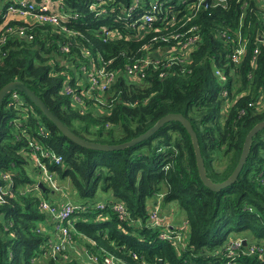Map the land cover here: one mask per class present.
<instances>
[{
	"label": "trees",
	"instance_id": "obj_1",
	"mask_svg": "<svg viewBox=\"0 0 264 264\" xmlns=\"http://www.w3.org/2000/svg\"><path fill=\"white\" fill-rule=\"evenodd\" d=\"M4 1L0 0V5ZM59 1L67 6L68 13L72 9L82 15L66 23L80 35L63 51L67 38L51 25L36 24L32 38L7 32L6 41H0V89L15 80L25 83L77 134L108 144L128 141L161 117L181 113L197 131L209 178L216 183L229 178L247 134L264 120V105L250 106L260 98L264 103V42L260 41L264 39V0H246L248 6L231 0L228 8L200 10L189 22L204 34L202 45L193 54L191 72L182 73L176 66L160 68L150 71L140 83L122 76L105 91L91 90L81 67L89 66L102 54L107 61L112 60L109 69L124 70L131 57L145 54L142 47L156 32L140 41L108 40L99 26L115 27L118 23L112 19L96 21L88 8L89 0ZM243 10L246 16L242 23ZM10 24L19 27L24 22ZM239 31L249 45L244 62L236 65L228 54ZM3 35L0 32V39ZM258 45L260 53L253 66ZM84 47L89 56L83 54ZM216 69L228 75L227 82L218 78ZM162 70L174 73L162 77ZM69 81L74 92L67 94L64 86ZM14 91L26 103L8 106ZM74 94L81 103L74 100ZM227 102L232 105L222 119ZM28 138L64 157L61 163L47 161V166L61 184L69 182L70 190L55 196L43 183L45 189L38 188L55 203L67 200L79 206L72 230L75 248L98 255L99 264H105L108 254L125 262L121 264H232L224 254L229 238L247 237L264 243V128L253 136L238 178L223 189L213 190L200 176L192 138L181 122H168L149 138L124 149H91L65 136L22 91L12 89L0 110V188L8 184L1 172L11 171L13 175L12 185L1 193V264H37L33 262L36 258L40 264H87L82 253L81 258L71 256L67 260L40 258L47 236L36 228L45 214L39 209L38 196L23 192H28L29 183H36L30 174L36 170H30L33 158L26 154ZM223 157L225 168L215 169V161ZM119 201L127 207L124 219L114 208ZM157 202L166 212L174 214L180 209L181 214L174 218L181 227L178 245L162 238L160 229L150 224L149 210ZM235 264L263 263L242 255Z\"/></svg>",
	"mask_w": 264,
	"mask_h": 264
},
{
	"label": "built area",
	"instance_id": "obj_2",
	"mask_svg": "<svg viewBox=\"0 0 264 264\" xmlns=\"http://www.w3.org/2000/svg\"><path fill=\"white\" fill-rule=\"evenodd\" d=\"M126 1L89 0L88 8L90 7L95 13L94 19L96 21L112 19L118 23L115 27L108 24L99 26V31L104 33L106 39L125 38L140 41L150 36V34L156 33L143 45L142 49L145 54L140 58L131 57L124 70L109 69L112 60L107 61L102 54L99 58L92 60L89 66L83 65L81 68L90 82L91 90L105 91L122 76L129 81L140 83L148 77L150 71H158L160 68L171 70L173 66H176L182 73L191 72V65L194 61L193 54L202 45L204 34H202L198 25H189V22L200 10L209 11L215 7L228 8L231 0H179L177 3H172L174 0H129V4H126ZM237 1H243L245 6H248L246 0ZM181 4L184 8L181 7ZM263 5L262 3L261 6ZM69 10H71V13L67 12V6L59 0H5L0 5V32L4 33L0 41L5 42L7 32L12 34L11 31L17 32L15 34L18 37L32 38L34 35L31 31L36 24H48L56 32L65 34L67 40L61 49L63 51L68 50L74 38L80 34L68 27L66 23L70 22L71 19L82 16L75 10ZM184 10L185 14L181 15ZM245 16L246 10H243L242 23ZM17 20L19 22L23 21L24 24L19 27L10 24L11 21ZM121 25L126 32L123 31ZM173 26L177 27L170 30V27ZM260 41L264 42V39L261 37ZM248 45L249 41L239 31L238 40L228 54V59L236 65H241L248 54ZM259 53L260 46L258 45L252 57L253 66L257 65V55ZM83 54L85 56L90 55L87 47H84ZM171 73L162 70L160 75L167 77ZM215 73L222 82L228 81V75L221 69H216ZM64 92L67 94L74 92L70 81L65 83ZM223 94L228 96V91H224ZM11 98L8 102L10 107H13V105L18 107L19 104L26 103L17 91L12 93ZM73 98L76 102L81 103L78 94H74ZM231 105L232 102H227L224 109L229 108ZM263 105L262 98L250 103V106L258 108ZM22 109L28 110L25 107ZM24 135L27 136V133L24 132ZM39 148L42 150L41 152L38 150ZM26 154L33 158L31 160L32 166L36 169L34 173L40 175V179L34 176L35 184L29 183L27 185L28 192L23 191L38 196L39 209L45 214V220L40 221L36 228L38 233L47 236L44 249L40 252V258L42 260L43 258L58 256L60 259L67 260L72 256V250L77 247L73 241L72 230L75 228V214L76 210H79V206L67 200H61L59 204L55 203L54 200H49L42 195L38 188L43 183L53 192L52 195L61 196L65 194L64 186L59 182L58 177L48 171L47 166V161L61 163L64 157L54 151L43 149L35 139H29V151ZM30 170H33V168H30ZM1 175L4 180L8 181V184L0 188V202L1 193H5L7 187L12 185L13 179L11 171H2ZM10 193L13 195L12 192ZM99 206L103 207L102 204ZM114 208L120 214L121 219L126 217L127 207L124 202H117ZM149 220L152 227L160 229L162 238L172 240L174 244L178 245L177 242L181 239V227L175 223L171 214L162 209L160 202L151 206ZM85 250L84 259L87 264L100 263L98 255L90 254ZM224 254L229 259V263L232 262V264H235L242 255L259 259L264 264V243L248 240L247 237L231 238L224 248ZM104 261L105 264L125 263L115 254L105 255Z\"/></svg>",
	"mask_w": 264,
	"mask_h": 264
},
{
	"label": "water",
	"instance_id": "obj_3",
	"mask_svg": "<svg viewBox=\"0 0 264 264\" xmlns=\"http://www.w3.org/2000/svg\"><path fill=\"white\" fill-rule=\"evenodd\" d=\"M12 89H18L22 91L31 101H33L42 110V112L59 128V130L65 136H67L69 139H71L75 143L83 147L91 148V149L106 150V151L124 149V148L133 146L149 138L150 136L155 134L157 131H159L168 122H171V121L181 122L186 127L187 131L189 132L192 138V143H193V147L196 153V160H197V165H198L200 176L203 182L213 190L223 189L229 186L230 184H232L238 178L242 169L244 168V165L247 162L253 136L258 131L264 128V120H263L259 122L258 124H256L249 131V133L246 136L245 142H244V147H243L239 162L237 166L235 167L233 173L226 180L216 183L213 180H211V178H209V176L206 173L204 159H203L197 131L195 130L192 122L181 113H169L161 117L147 131H145L139 136L134 137L128 141L118 143V144H108V143L91 141L77 134L45 103V101L33 89H31L28 85L18 80L11 81L0 89V110H1L4 98ZM40 186L45 189L43 184H40ZM0 264H1V241H0Z\"/></svg>",
	"mask_w": 264,
	"mask_h": 264
},
{
	"label": "rangeland",
	"instance_id": "obj_4",
	"mask_svg": "<svg viewBox=\"0 0 264 264\" xmlns=\"http://www.w3.org/2000/svg\"><path fill=\"white\" fill-rule=\"evenodd\" d=\"M236 86L237 87H239L240 85L237 83L236 84ZM237 91V90H236ZM236 91H234L233 93H236ZM78 108V107H77ZM228 110H229V108H225L224 109V111H223V115H222V119H224L225 117H226V115L228 114ZM81 111H83V112H85L86 110H82L81 109ZM225 153H226V151H225ZM224 160V161H223ZM223 160H216L215 161V163H214V166H215V169H217V170H223V168H225V166H226V163H225V158L223 157ZM30 168H34L33 166H30ZM30 174L31 175H34L35 177H37L38 179H40V175L39 174H35L34 173V171H31L30 172ZM60 182V181H59ZM61 183V182H60ZM65 183V184H64ZM64 183H62L63 184V186H64V190H66L67 188L70 190V184H69V182H64ZM47 195H50V194H47ZM179 214H181V212H180V209H178L177 210V215H179ZM253 237H251L250 239H252ZM231 238H229V240H230ZM80 247V246H79ZM86 248V247H85ZM77 250V251H76ZM73 252L71 253V255L73 256V257H78V258H81V253H82V258H83V263H84V252H83V250L81 249V248H74L73 250H72ZM44 259V258H43ZM34 263H37V264H40V262L41 261H38V260H34L33 261Z\"/></svg>",
	"mask_w": 264,
	"mask_h": 264
},
{
	"label": "crops",
	"instance_id": "obj_5",
	"mask_svg": "<svg viewBox=\"0 0 264 264\" xmlns=\"http://www.w3.org/2000/svg\"><path fill=\"white\" fill-rule=\"evenodd\" d=\"M169 211H170V210H169ZM168 214H171L172 217H173V218H176V219H177V217L179 216V215H177V212L175 213V211H174L175 216H174V214L172 213V211L168 212Z\"/></svg>",
	"mask_w": 264,
	"mask_h": 264
}]
</instances>
